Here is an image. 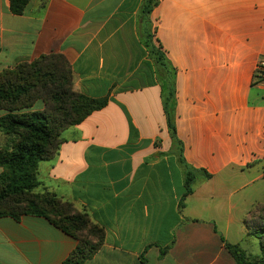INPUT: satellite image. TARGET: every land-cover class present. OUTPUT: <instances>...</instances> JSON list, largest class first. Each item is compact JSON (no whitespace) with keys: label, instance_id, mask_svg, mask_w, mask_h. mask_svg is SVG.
Segmentation results:
<instances>
[{"label":"crops","instance_id":"1","mask_svg":"<svg viewBox=\"0 0 264 264\" xmlns=\"http://www.w3.org/2000/svg\"><path fill=\"white\" fill-rule=\"evenodd\" d=\"M142 3L30 0L14 15L0 0V72L61 55L73 92L107 100L62 132L38 191L103 230L83 264H236L225 244L264 202V0ZM149 36L173 74L174 139ZM77 244L44 218L0 217V264H62Z\"/></svg>","mask_w":264,"mask_h":264},{"label":"trees","instance_id":"2","mask_svg":"<svg viewBox=\"0 0 264 264\" xmlns=\"http://www.w3.org/2000/svg\"><path fill=\"white\" fill-rule=\"evenodd\" d=\"M30 0H9V9L21 15ZM158 0H143L148 15ZM146 48L163 87V109L172 139L174 81L172 71L160 48L146 39ZM37 101L43 104L38 110ZM106 99H90L72 90V72L61 55L41 56L0 72V134L6 143L0 147V217L21 215L41 217L78 241L62 264H83L100 247L104 233L86 214L48 191H38V169L42 162L57 156L64 130L78 125L94 111L106 105ZM193 174L185 177L186 194L190 193ZM264 204L252 208L245 218L247 237L259 241L260 250L247 254L240 246L225 244L236 264H264Z\"/></svg>","mask_w":264,"mask_h":264},{"label":"rangeland","instance_id":"3","mask_svg":"<svg viewBox=\"0 0 264 264\" xmlns=\"http://www.w3.org/2000/svg\"><path fill=\"white\" fill-rule=\"evenodd\" d=\"M41 106V102L40 101H37L34 108L35 109H39ZM262 171V170H261ZM254 186L256 187H262V184L261 182H257L254 184ZM264 204V202H257L253 208L257 207L258 205H262ZM261 214H264V211L263 213ZM244 227L247 229V226H246V222L244 224ZM240 246L241 248L247 253V254H255V253H258L259 250H260V245H259V241L254 239V238H251V237H247L246 235L243 236L242 238V241L240 242Z\"/></svg>","mask_w":264,"mask_h":264},{"label":"built area","instance_id":"4","mask_svg":"<svg viewBox=\"0 0 264 264\" xmlns=\"http://www.w3.org/2000/svg\"><path fill=\"white\" fill-rule=\"evenodd\" d=\"M255 78L259 82H264V60H259L255 66Z\"/></svg>","mask_w":264,"mask_h":264}]
</instances>
